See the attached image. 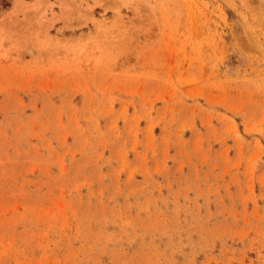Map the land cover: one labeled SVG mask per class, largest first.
<instances>
[{"label":"rangeland","instance_id":"1","mask_svg":"<svg viewBox=\"0 0 264 264\" xmlns=\"http://www.w3.org/2000/svg\"><path fill=\"white\" fill-rule=\"evenodd\" d=\"M0 264H264V0H0Z\"/></svg>","mask_w":264,"mask_h":264},{"label":"bare ground","instance_id":"2","mask_svg":"<svg viewBox=\"0 0 264 264\" xmlns=\"http://www.w3.org/2000/svg\"><path fill=\"white\" fill-rule=\"evenodd\" d=\"M63 2V1H62Z\"/></svg>","mask_w":264,"mask_h":264}]
</instances>
